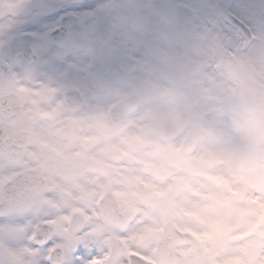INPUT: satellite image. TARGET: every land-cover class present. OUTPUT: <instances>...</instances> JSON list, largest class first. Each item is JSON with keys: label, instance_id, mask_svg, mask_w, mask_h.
<instances>
[{"label": "clouds", "instance_id": "1", "mask_svg": "<svg viewBox=\"0 0 264 264\" xmlns=\"http://www.w3.org/2000/svg\"><path fill=\"white\" fill-rule=\"evenodd\" d=\"M109 7L106 37L81 34L57 55L131 53L148 34L153 47L140 72L110 86V103L99 110L106 119L90 139H69L65 161L49 151L48 165L63 164L59 182L81 206L93 189L128 193L110 201V219L144 255L163 248L189 264H249L250 251L264 248V226L238 237L254 217L236 193L264 200V40L233 47L157 0ZM72 203L63 201L65 210Z\"/></svg>", "mask_w": 264, "mask_h": 264}, {"label": "snow or ice", "instance_id": "2", "mask_svg": "<svg viewBox=\"0 0 264 264\" xmlns=\"http://www.w3.org/2000/svg\"><path fill=\"white\" fill-rule=\"evenodd\" d=\"M13 6L0 0V8ZM57 91L15 74L0 82V264H189L163 248L144 255L131 246L108 211L111 200L127 201L128 193L93 189L81 206L79 194L64 191L63 164L50 167L48 152L67 160L68 140L90 139L91 127L106 116L97 110L74 114L54 99ZM65 200L73 201L68 210ZM249 255V264H264V248Z\"/></svg>", "mask_w": 264, "mask_h": 264}, {"label": "flooded vegetation", "instance_id": "3", "mask_svg": "<svg viewBox=\"0 0 264 264\" xmlns=\"http://www.w3.org/2000/svg\"><path fill=\"white\" fill-rule=\"evenodd\" d=\"M12 8H0V82L15 74L58 88L54 99L80 115L85 110H104L110 103V86L119 75L141 71L138 63L153 47L152 34L131 53L120 47L113 55L93 59L85 48L57 55L62 44L81 34L106 37L113 0H7ZM178 13L182 0H157ZM180 10V11H179ZM184 22V19H182ZM192 23L194 19H189ZM83 59H92L85 67Z\"/></svg>", "mask_w": 264, "mask_h": 264}, {"label": "rangeland", "instance_id": "4", "mask_svg": "<svg viewBox=\"0 0 264 264\" xmlns=\"http://www.w3.org/2000/svg\"><path fill=\"white\" fill-rule=\"evenodd\" d=\"M216 1L217 0H182V2L185 3V6H183L182 9L185 10H179V18L181 21L182 19H184V22L186 21L187 16L189 17V19L193 18L194 21L192 22V24L200 28L207 27L212 31L218 33L225 41L228 42L229 45L242 49V38L240 34L235 29L225 24L219 18L216 10ZM221 1H224L226 5L229 6V10L231 11V13L241 19L251 29L254 39L253 42L249 45L250 47L254 46L258 41L264 40V14H261L258 24H253L249 19L245 17V15L234 9V3L237 0ZM244 2L246 3L245 5H247V8H252L253 5H261L264 0H244ZM262 8L264 10V7ZM205 13H208V15H205ZM218 179L223 183L226 181V178L224 177H219ZM229 190L235 191L232 189ZM236 194L239 195L247 205H249V207L246 209V214L254 217V219H250L248 222L250 226L249 231L237 234L239 238H244L245 236L250 234V232L256 231L257 228L261 227V218L264 217V200L256 201L250 197H245L242 193ZM253 225H255L256 227H252Z\"/></svg>", "mask_w": 264, "mask_h": 264}, {"label": "bare ground", "instance_id": "5", "mask_svg": "<svg viewBox=\"0 0 264 264\" xmlns=\"http://www.w3.org/2000/svg\"><path fill=\"white\" fill-rule=\"evenodd\" d=\"M244 0H237L234 3V9L241 12L247 19L251 21V23H257L259 22V18L261 17V14H264V10L262 7H264V2L261 3V5H253L252 8H247V5ZM205 15H208V13H205ZM206 17V16H205ZM189 20V17L187 16L186 21ZM207 22V20H206ZM250 48V46H249ZM227 185V180L224 182ZM261 226H264V217L261 218ZM257 249L251 250L250 253L255 252Z\"/></svg>", "mask_w": 264, "mask_h": 264}, {"label": "water", "instance_id": "6", "mask_svg": "<svg viewBox=\"0 0 264 264\" xmlns=\"http://www.w3.org/2000/svg\"><path fill=\"white\" fill-rule=\"evenodd\" d=\"M217 8L223 20L229 23L231 26L235 27L245 39L244 45H248L252 39V36L243 22L233 16L222 2H218Z\"/></svg>", "mask_w": 264, "mask_h": 264}]
</instances>
